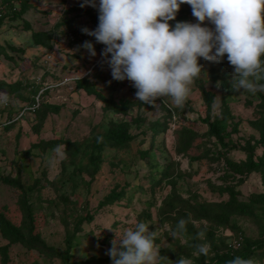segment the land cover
Masks as SVG:
<instances>
[{"label": "rangeland", "instance_id": "obj_1", "mask_svg": "<svg viewBox=\"0 0 264 264\" xmlns=\"http://www.w3.org/2000/svg\"><path fill=\"white\" fill-rule=\"evenodd\" d=\"M22 1L27 10L15 19L0 2L4 15L0 45L12 58L0 55V80L20 83L18 93L0 89V179L20 181L26 192L0 180V212L12 223L21 224L23 211L18 200L22 195L31 205L36 231L47 244L59 249L64 248L67 234L82 218L73 240L72 260L91 256L109 259L100 264H112L106 255L111 242L119 241L140 222L149 226L147 234L158 250L157 264H177L181 257L185 264H211L216 251L240 248L241 243L231 248L233 241L259 239L263 220L251 216L233 214L229 224L214 227L212 240L202 230L208 222L194 220L199 244L209 250L205 256L194 250L189 239L170 222L158 216V207L171 190L183 198L211 202L229 198L220 187H232L239 200L264 190L261 172L244 166L246 141L252 145L254 158L263 151L256 139L264 92H235L230 83L234 69L225 55L220 63L199 59L201 72L189 86L183 107H177L171 97H161L154 105L143 104L136 99L137 90L130 81L112 78L101 56L105 45L82 32L83 28L94 31L98 26V7H81L84 0H13V4L19 8ZM176 22L198 21L191 6L182 4L176 20L169 24L174 27ZM202 26L214 29L208 21ZM32 31L49 32L51 47L34 45ZM85 41L94 45L95 57L82 47ZM9 45L15 50H10ZM80 78L87 79L115 103L131 101L133 105L125 113L105 109L103 100L76 86ZM203 89L214 94L211 116L222 113L223 102L228 105L237 131L233 132L230 124V135L225 140L234 146L223 147L207 134ZM36 101L34 111L19 114ZM112 121L130 122L134 137L121 148H104L99 167L93 171L88 145ZM154 122H158L157 132L152 129ZM184 129L193 135L183 151L179 149L185 147ZM55 141L58 144L52 145ZM57 146L60 154L54 151ZM164 172L168 176L164 177ZM134 182L140 188H134ZM112 189H124L125 193L111 203L101 204ZM251 204L260 214V203ZM87 215L89 220H85ZM5 243L0 235V245ZM7 253L5 261L0 255V264H61L21 244L10 245ZM247 260L264 264V255Z\"/></svg>", "mask_w": 264, "mask_h": 264}, {"label": "clouds", "instance_id": "obj_2", "mask_svg": "<svg viewBox=\"0 0 264 264\" xmlns=\"http://www.w3.org/2000/svg\"><path fill=\"white\" fill-rule=\"evenodd\" d=\"M98 7V26L86 35L105 45L101 52L114 80H128L137 90L136 99L154 105L171 97L183 107L190 85L201 72L199 59L220 63L225 55L233 66L231 87L235 92H264V0H84L81 7ZM182 4L192 8L197 23L176 20ZM205 21L213 28L202 26ZM95 57L94 45H82ZM251 78V79H250ZM54 151L60 154V146ZM183 228V221L179 222ZM149 226L140 222L106 251L112 264H157L158 250L148 235ZM175 238V233L173 234ZM206 245L197 252L208 254ZM177 264H185L181 257ZM227 264H252L235 257Z\"/></svg>", "mask_w": 264, "mask_h": 264}, {"label": "trees", "instance_id": "obj_3", "mask_svg": "<svg viewBox=\"0 0 264 264\" xmlns=\"http://www.w3.org/2000/svg\"><path fill=\"white\" fill-rule=\"evenodd\" d=\"M0 2L7 9H9L12 13L11 17L13 19L20 18L27 10V6L24 1L21 2L19 8L13 4V0H0ZM3 16L4 15L0 12V22ZM24 24H26V27L29 28V24L27 22H24ZM31 35L34 45L42 46L46 49L51 47L52 35L49 32L32 31ZM9 49L15 50V47L9 45ZM0 55H4L5 57L12 59L11 56L8 55L6 48L2 45H0ZM261 59L264 61V57ZM261 83L264 84V79L261 80ZM19 85V82L7 83L0 80V89H7L9 93H18ZM76 86L84 89L88 94H94L99 99L103 100L105 109L125 113L128 108L133 105V102L131 101H123L117 104L112 101V99L106 98L85 78L77 79ZM202 92L207 112L206 117L203 118L204 122L208 125L207 134L214 137L223 147L228 148V146H234L230 144V140H225L230 135L229 131H227L230 124L232 125V131H237V123L232 121L233 115L228 108V105L226 102H223L222 113L211 116L210 109L214 100V94L204 89ZM259 106L262 107V112L257 125L259 129V138L256 139V142L262 146L263 151L260 157L254 158L252 145L249 141H246L244 148L247 149V158L244 166L250 171L255 170L261 172L262 183L264 186V96L261 97V103ZM157 125L158 122H154L152 124L154 132H157ZM129 128L130 122L128 121H112L109 128L103 132L96 133L93 136L90 145H88L90 149L88 157L93 171H96L99 167L102 160L101 152L104 148H121L133 139L134 135L130 132ZM182 133L185 135L184 138L186 139L185 147H181L179 150L184 151L186 150L188 144H190L193 134L188 129H184ZM44 144L47 146L49 143L44 142ZM56 144H58L57 141H55L52 145ZM166 176H168V173L164 172V177ZM0 180L16 188H20L23 193L26 192V189L22 187L20 181L10 177H3ZM151 181H154L153 177L151 178ZM133 185L136 189L140 188L136 182H134ZM127 186H129V184H127ZM220 189L229 194V198L227 200L219 202L190 200L183 198L181 195L177 194L175 190H171L163 198L161 205L158 207V216H160L163 220L170 222V225L175 230H177L185 238H188L194 250H197V246L200 245L198 239L199 231H197L198 228L193 223L194 220H205L208 222L209 225H206L204 228L202 227V230L209 235L210 240H212L214 238V227L229 224L230 217L233 214L247 215L253 217L254 219H261L263 220V224L259 239L251 240L250 238L244 237L240 241L241 246L238 250L233 252L216 251L211 264H227L228 261L234 259L235 257H241L244 260H247L252 256L261 258L264 255V190L260 193L252 194L247 200H239L236 197L237 192L234 191L232 187L225 186L222 188L220 187ZM124 193V189H120L119 191L112 189L105 196L104 200L101 201V204L111 203L114 200L121 198ZM251 201L258 204L260 203V207L262 209L260 214H256L254 212V207L252 206ZM18 203L23 211V221L21 224L17 225L12 223L6 218L4 213L0 212V235L6 240L5 244L0 245V255L3 261H5L9 246L12 244H21L28 249L36 250L45 257L56 258L61 264H100V262L109 260L96 256H91L85 260H72L71 249L73 246V240L77 237L76 232L81 228L80 223L82 218L80 221L75 223L74 231L67 234L64 248L59 249L53 245L47 244L42 239L39 232L36 231L34 218L31 212V205L26 203V198L21 195ZM85 217V220H89V218H91L88 215ZM180 221H183V228L179 227Z\"/></svg>", "mask_w": 264, "mask_h": 264}, {"label": "built area", "instance_id": "obj_4", "mask_svg": "<svg viewBox=\"0 0 264 264\" xmlns=\"http://www.w3.org/2000/svg\"><path fill=\"white\" fill-rule=\"evenodd\" d=\"M5 103H6V102H5ZM37 104H38L37 101H36V102H33L31 106L24 107V108L19 112V114L23 115L24 112H25V111H28V110H32V111H34V110L36 109L35 107L37 106ZM240 240H241V239H237V240L233 241V243L230 244V247H231V248H236L237 246H239V244H240Z\"/></svg>", "mask_w": 264, "mask_h": 264}]
</instances>
